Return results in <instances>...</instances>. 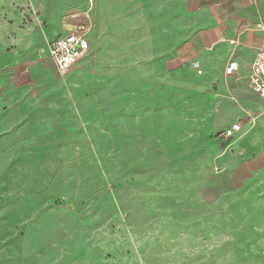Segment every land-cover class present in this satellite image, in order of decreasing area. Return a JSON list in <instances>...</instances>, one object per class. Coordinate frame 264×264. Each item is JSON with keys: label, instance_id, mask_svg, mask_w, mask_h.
<instances>
[{"label": "crops", "instance_id": "0c3cea01", "mask_svg": "<svg viewBox=\"0 0 264 264\" xmlns=\"http://www.w3.org/2000/svg\"><path fill=\"white\" fill-rule=\"evenodd\" d=\"M181 1L158 9L187 17L180 25L186 36L159 57L163 82L133 85L125 78L102 95L81 66L89 53L64 75L50 59L57 37L82 24L91 30L87 14L80 22L61 20L60 7L50 5L52 21L39 29L24 21L34 22L40 7L0 0V157L7 158L0 163V243L6 235L37 242L45 236L52 250H84L78 151H123L126 171L205 161L203 170L215 167L231 191L251 187L259 193L255 202L264 203V101L250 81L264 40L261 17L253 0ZM235 124L239 130L221 139ZM0 247L6 264L9 254Z\"/></svg>", "mask_w": 264, "mask_h": 264}, {"label": "rangeland", "instance_id": "374dc122", "mask_svg": "<svg viewBox=\"0 0 264 264\" xmlns=\"http://www.w3.org/2000/svg\"><path fill=\"white\" fill-rule=\"evenodd\" d=\"M25 1L40 8L24 26L40 29L52 21L50 5L60 7L61 20L89 16L91 51L81 66L100 83L102 95H108V84L125 78L133 85L163 82L160 55L186 36L180 26L187 21L184 12L158 10L171 2L170 8L172 0ZM253 2L264 18V0ZM78 152L84 167L77 207L85 215L79 221L84 250L67 253L64 244L60 252L45 244V236L37 242L6 235L0 243L9 254L6 264H264V203L255 202L259 193L253 188L231 191L215 177V167L203 170L205 161L181 170L170 162L164 170L154 164L148 171H126L123 151ZM0 163L7 158L1 156Z\"/></svg>", "mask_w": 264, "mask_h": 264}, {"label": "built area", "instance_id": "2783aa9c", "mask_svg": "<svg viewBox=\"0 0 264 264\" xmlns=\"http://www.w3.org/2000/svg\"><path fill=\"white\" fill-rule=\"evenodd\" d=\"M257 26L264 34V18ZM89 32L90 26L82 24L73 31L57 37L49 44L51 62L60 74H66L80 59L88 55L91 47ZM250 81L264 101V40L252 63ZM236 130H239V125L235 124L219 136L226 141L233 136Z\"/></svg>", "mask_w": 264, "mask_h": 264}]
</instances>
